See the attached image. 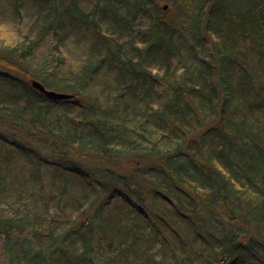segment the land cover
Listing matches in <instances>:
<instances>
[{
  "label": "trees",
  "instance_id": "obj_1",
  "mask_svg": "<svg viewBox=\"0 0 264 264\" xmlns=\"http://www.w3.org/2000/svg\"><path fill=\"white\" fill-rule=\"evenodd\" d=\"M0 26V264H264V0H0Z\"/></svg>",
  "mask_w": 264,
  "mask_h": 264
},
{
  "label": "water",
  "instance_id": "obj_2",
  "mask_svg": "<svg viewBox=\"0 0 264 264\" xmlns=\"http://www.w3.org/2000/svg\"><path fill=\"white\" fill-rule=\"evenodd\" d=\"M162 8L164 10L168 9L167 4L163 5ZM32 86L39 91L40 93H42L43 95H45L48 100L51 99L53 101H63V100H70L73 98V95L68 94V93H63V92H57V91H53V90H49L47 89L44 85H42L38 80L37 81H33L32 82Z\"/></svg>",
  "mask_w": 264,
  "mask_h": 264
},
{
  "label": "rangeland",
  "instance_id": "obj_3",
  "mask_svg": "<svg viewBox=\"0 0 264 264\" xmlns=\"http://www.w3.org/2000/svg\"><path fill=\"white\" fill-rule=\"evenodd\" d=\"M165 4L166 3L162 4V6L165 5ZM167 6H168V9L167 10H169L170 9L169 4H167ZM164 11H166V10H164ZM12 35H13V31L11 29H9V28H2V26H0V37H3L4 38V37H10ZM133 202L135 203V201H133ZM205 226L206 227H209V224L207 225L205 223Z\"/></svg>",
  "mask_w": 264,
  "mask_h": 264
}]
</instances>
